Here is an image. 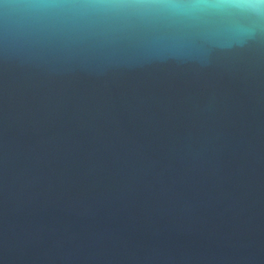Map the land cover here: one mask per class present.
I'll return each instance as SVG.
<instances>
[{
	"label": "water",
	"instance_id": "1",
	"mask_svg": "<svg viewBox=\"0 0 264 264\" xmlns=\"http://www.w3.org/2000/svg\"><path fill=\"white\" fill-rule=\"evenodd\" d=\"M0 264H264V0H0Z\"/></svg>",
	"mask_w": 264,
	"mask_h": 264
}]
</instances>
